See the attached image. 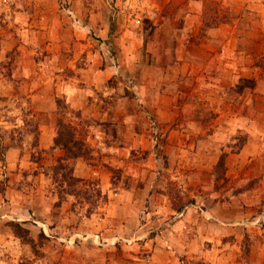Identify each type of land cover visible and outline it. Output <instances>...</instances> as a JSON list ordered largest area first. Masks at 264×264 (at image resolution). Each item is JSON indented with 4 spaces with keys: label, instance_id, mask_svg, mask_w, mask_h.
Here are the masks:
<instances>
[{
    "label": "rangeland",
    "instance_id": "374dc122",
    "mask_svg": "<svg viewBox=\"0 0 264 264\" xmlns=\"http://www.w3.org/2000/svg\"><path fill=\"white\" fill-rule=\"evenodd\" d=\"M212 262L264 264V0H0V264Z\"/></svg>",
    "mask_w": 264,
    "mask_h": 264
},
{
    "label": "crops",
    "instance_id": "0c3cea01",
    "mask_svg": "<svg viewBox=\"0 0 264 264\" xmlns=\"http://www.w3.org/2000/svg\"><path fill=\"white\" fill-rule=\"evenodd\" d=\"M73 172L77 176L87 177V176H90L93 171H92V169H89L87 167V165L85 164V161L82 159L81 156H77V158H75ZM212 264H225V263L212 262Z\"/></svg>",
    "mask_w": 264,
    "mask_h": 264
}]
</instances>
